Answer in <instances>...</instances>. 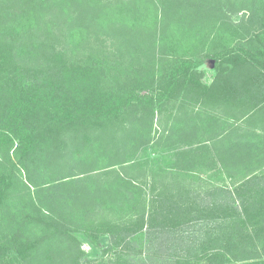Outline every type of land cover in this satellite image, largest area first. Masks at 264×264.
<instances>
[{
	"label": "trees",
	"instance_id": "trees-1",
	"mask_svg": "<svg viewBox=\"0 0 264 264\" xmlns=\"http://www.w3.org/2000/svg\"><path fill=\"white\" fill-rule=\"evenodd\" d=\"M157 119L189 143L244 120L203 149L249 172L147 196L123 171ZM0 221V261L103 264L82 232L113 264H264L230 256L264 236V0H0Z\"/></svg>",
	"mask_w": 264,
	"mask_h": 264
},
{
	"label": "rangeland",
	"instance_id": "rangeland-1",
	"mask_svg": "<svg viewBox=\"0 0 264 264\" xmlns=\"http://www.w3.org/2000/svg\"><path fill=\"white\" fill-rule=\"evenodd\" d=\"M244 14L243 12L239 13L233 19L236 22H240ZM201 70L203 71V82L211 85L216 76L213 62L205 63ZM219 113L220 115L223 114ZM243 121L228 119L227 123L221 122L220 126H212L207 130L208 133L201 120L197 121L198 126L193 127V130L197 129L199 133L204 131V137H200V141H195L194 139L193 142L189 143L191 139L185 140L182 138L185 135L184 130L177 133L179 135H176L177 137L175 136L174 139L169 138L171 137L174 122L169 125L160 124L157 119L152 128L149 141L136 152L130 163L126 165L127 168L126 171H123V174L140 184L147 196L152 193L154 186L158 189L164 187L172 190L173 188L188 185L200 189L204 186L203 181H207L208 186L211 188L214 186L234 188L249 172L250 159H245L242 169L238 170L236 166L227 169L219 166V168L213 167V162L205 158L208 152L203 149V146H206L208 142L203 140L207 137H219L226 132L232 131L235 127L243 126ZM177 127H179L178 124ZM245 132H247L246 125L242 127L239 133L244 134ZM118 169H121L120 166H118ZM245 234H250L251 239L245 242L244 246H237L238 241L236 239L232 240L230 256L234 258L233 254H235L237 259L242 260L264 259V236H256L253 228L249 229ZM6 235L7 229L0 221V245L6 242ZM78 236L80 237L82 249L86 253L84 255L86 260L113 264L112 255L106 253L103 247L96 248L92 246L87 242L82 232H79ZM155 252L157 251L153 248L152 251L133 257L134 264H175L174 260L157 256ZM11 254L12 252L6 253L5 259L0 261V264H20L18 261L15 262L11 259Z\"/></svg>",
	"mask_w": 264,
	"mask_h": 264
}]
</instances>
